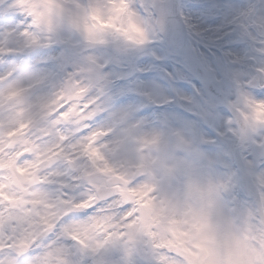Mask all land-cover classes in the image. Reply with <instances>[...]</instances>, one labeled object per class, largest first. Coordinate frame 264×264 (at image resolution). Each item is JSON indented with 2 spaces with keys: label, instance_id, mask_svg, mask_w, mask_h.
<instances>
[{
  "label": "snow or ice",
  "instance_id": "6c2138e0",
  "mask_svg": "<svg viewBox=\"0 0 264 264\" xmlns=\"http://www.w3.org/2000/svg\"><path fill=\"white\" fill-rule=\"evenodd\" d=\"M194 7L212 13L209 27L191 24L182 12L187 32L176 37L169 56L176 72L207 83L186 101L209 103L223 78L209 45H264V0ZM148 13L159 30L141 18ZM0 24L5 35L22 36L26 47H47L70 33L78 50L70 70L50 86L53 77L39 67L29 69V78L18 76L15 66L0 72V264H74V252L95 253L108 245L139 253L143 259L135 264H196L195 257L161 243L145 207L156 204L157 188L139 171L142 165L120 157L114 114L123 106L94 53L99 47L122 53L146 49L156 36H167L168 15L156 5L137 8L131 0H0ZM13 51L0 43V56ZM257 51L264 54V46ZM259 72L264 76V67ZM257 85L264 89V79L238 85L236 95L224 102L225 127L216 130L245 152L264 150V99L247 91ZM218 108L211 106L210 114ZM256 180L264 203V156ZM256 216L249 234L261 254L257 264H264L260 213Z\"/></svg>",
  "mask_w": 264,
  "mask_h": 264
},
{
  "label": "rangeland",
  "instance_id": "374dc122",
  "mask_svg": "<svg viewBox=\"0 0 264 264\" xmlns=\"http://www.w3.org/2000/svg\"><path fill=\"white\" fill-rule=\"evenodd\" d=\"M156 1L163 0H131V3L138 8L141 4L151 6ZM244 2L246 0H182L181 4L189 8L188 14L185 10L183 14L191 24L207 28L212 13L194 6ZM254 2L260 3V0ZM141 18L150 21L157 30L151 13ZM183 22L185 24V20ZM3 29L4 25L0 24V43L14 51L9 56H0V72L15 66L20 69L17 75L27 74L24 78H29V69L39 67L53 77L50 86L58 82L77 59L78 50L70 33L58 36L47 47H26L22 36L12 32L5 35ZM261 46L264 45L260 41H221L209 45L212 50L209 55L215 57L223 73V78L214 85L215 94L208 97L209 103L186 101L185 97L195 96L198 89L206 90L207 83L176 72L169 56L173 47L160 36L143 50L122 53L112 47L94 49L95 55L104 62L116 103L123 106L114 114L119 127L120 157L142 165L139 171L148 179L154 176L159 182L161 174L171 179L172 190L155 197V205L149 201L145 207L151 213L161 243L177 246L195 257L196 264H257L261 255L251 243L256 237L249 233L251 220L260 213L259 231L264 234V203L259 202L256 180L264 150L254 148L245 152L243 148L244 155L238 159L240 171L235 173L243 180L240 186L229 173L222 174L225 179L214 183L213 173L220 171L210 164L215 163L212 154L219 147L234 156L238 155V147L242 148L232 137L221 139L216 130L225 127L222 119L228 115V108L224 102L236 95L238 85L244 80L264 79L259 72L264 67V54L257 51ZM152 52L161 58H154ZM247 91L253 98L264 99V89L258 85ZM213 105L219 108L210 114ZM212 138L218 142L205 143ZM206 183L210 188L205 192ZM225 185L235 196L216 198L219 188L224 189ZM72 259L74 264L85 261L87 264H135L143 257L136 252L127 254L122 246L108 245L95 253L74 252Z\"/></svg>",
  "mask_w": 264,
  "mask_h": 264
},
{
  "label": "bare ground",
  "instance_id": "6f19581e",
  "mask_svg": "<svg viewBox=\"0 0 264 264\" xmlns=\"http://www.w3.org/2000/svg\"><path fill=\"white\" fill-rule=\"evenodd\" d=\"M185 10V14H188V10L189 8H184L183 5H181V11L184 13ZM187 11V12H186ZM18 76H22L23 78L27 76V74H20ZM212 137V136H210ZM203 153H208V152H204ZM213 157L216 159L215 163H210L213 168L215 170H218L220 172H214L213 173V182L216 183V181H222L225 179V177L222 174L227 175L228 173L234 178L236 179V185L240 186V182H243L242 178L240 177H236L235 173L240 171L239 168V164H238V159L239 157L244 155V151L243 148H239L238 147V155H233L230 152H226V151H221L220 147L218 149H216L215 153L212 154ZM230 168V169H229ZM233 171V172H228V171ZM148 181H150L151 183H153L156 188H157V193H156V197H158L159 195H161L162 193L165 194L167 193L169 190H172V182L171 179L165 175V174H161V177L159 178V182H157L154 178V176L150 177L148 179ZM209 181V178L207 179V182ZM210 188V185L208 183H206L205 185H203V190L206 192L208 189ZM230 187H226L224 189L219 188V192L218 194H216V198H220L221 196H227L229 195L228 198H232L235 196L234 192L230 191ZM235 189V187H234ZM215 197H212L211 199H216ZM223 198V197H222ZM211 202V201H210ZM218 204L222 207V203L220 201L217 200ZM211 204L213 205V203L211 202ZM168 244V243H165ZM173 246V245H171ZM176 247L177 246H173Z\"/></svg>",
  "mask_w": 264,
  "mask_h": 264
},
{
  "label": "water",
  "instance_id": "95a60500",
  "mask_svg": "<svg viewBox=\"0 0 264 264\" xmlns=\"http://www.w3.org/2000/svg\"><path fill=\"white\" fill-rule=\"evenodd\" d=\"M179 1L180 0H170L167 3H158V4H156L157 11L161 12V13H166L168 15V17H169V27H168L167 36L170 35V31H171V35H173V38L170 40V42L173 43V44L175 43L176 37L178 35H181L180 34V30H179V26L174 21V20H176L175 17L178 14Z\"/></svg>",
  "mask_w": 264,
  "mask_h": 264
}]
</instances>
